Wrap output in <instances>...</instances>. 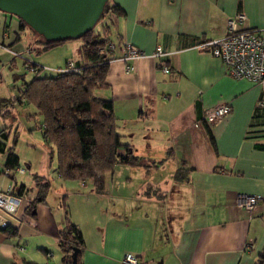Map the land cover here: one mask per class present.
Here are the masks:
<instances>
[{
  "label": "crops",
  "instance_id": "obj_1",
  "mask_svg": "<svg viewBox=\"0 0 264 264\" xmlns=\"http://www.w3.org/2000/svg\"><path fill=\"white\" fill-rule=\"evenodd\" d=\"M109 2L124 10L109 19V36L120 45L111 53L107 87L95 94L113 101L121 138L141 162L116 165L106 175L105 191L96 193L90 181L66 180L57 173L53 150L42 133L37 146L51 150L50 155L37 169L26 161L19 173L15 119L20 112L12 108L30 104L18 96L0 97V131L6 128L7 135L1 143L18 156L13 167L7 151H0V190L11 186L23 198L8 228L16 234L0 230V264H64L60 232L70 223L83 236L72 264H121L126 253L136 255L140 264H262L264 199L248 211L237 205V196H264V137L257 133L264 118L256 110L264 83L231 76L208 46L198 45L220 37L227 17L238 12L246 15L243 27L264 28V0ZM20 25L18 17L0 11V57L8 53L6 46L40 66L62 67L79 59L81 44L74 46V58L72 41L41 52L39 34ZM123 43L145 54L130 72L117 58ZM157 46L166 55L152 57ZM56 56L58 65L47 62ZM15 61L12 57L11 67ZM41 74L52 75L45 70ZM223 102L231 104L230 113L216 124L203 123L204 111ZM6 166L10 169L5 172ZM28 170L30 177L17 179L16 173L26 175ZM36 176L48 182L49 190L31 208L38 193ZM90 201L100 212H93Z\"/></svg>",
  "mask_w": 264,
  "mask_h": 264
},
{
  "label": "trees",
  "instance_id": "obj_2",
  "mask_svg": "<svg viewBox=\"0 0 264 264\" xmlns=\"http://www.w3.org/2000/svg\"><path fill=\"white\" fill-rule=\"evenodd\" d=\"M122 14L124 10L120 5L108 1L97 24L80 38L46 41L39 35L41 52L49 51L67 41L80 40L79 59L75 60L80 72L53 71L52 75L41 76L44 69L36 65L38 72L33 73L31 79H25L22 74L15 75V80L21 79L23 82L17 100L34 106L42 117L40 127L43 128L45 141L55 153L57 173L66 180L90 181L96 193L105 191L106 175L112 173L116 165L134 166L141 162V158L134 155L121 138L113 101L99 98L95 94L96 89L107 87L105 76L108 63L113 59L111 53L115 50H101L113 41L109 36V19ZM20 26L31 29L22 20ZM256 110L264 118V111L258 106ZM5 130L6 128L0 131V144L1 139L7 136ZM251 133L249 130L248 135ZM257 133L264 137V126ZM4 146L5 144L0 146V151H7L8 162L16 167L17 154L12 147L7 150ZM120 149L124 152H119ZM9 169L6 166L5 172ZM42 180L43 178L35 177L38 193L31 202V208L37 202L44 201L49 190L48 182H41ZM23 188L22 185L21 189ZM8 228L2 231L8 235L16 234V229ZM59 244L64 264H72L73 257L77 255L76 250L83 244L79 228L70 223L60 232ZM261 257L263 264L264 256Z\"/></svg>",
  "mask_w": 264,
  "mask_h": 264
},
{
  "label": "built area",
  "instance_id": "obj_3",
  "mask_svg": "<svg viewBox=\"0 0 264 264\" xmlns=\"http://www.w3.org/2000/svg\"><path fill=\"white\" fill-rule=\"evenodd\" d=\"M246 21V15L243 12H238L233 16H229L225 22L224 33L217 38L209 39L201 42L198 46H208L211 54L221 59L225 70L228 74L235 78H246L256 84L263 85L264 83V28H246L243 23ZM117 48V43L109 42L101 50H114ZM3 49L10 52L14 56H19L26 61L27 68L32 70V73H37L36 64L33 60L27 58L24 54L12 50L9 47L3 46ZM122 53L117 57L123 62L125 71L134 70L135 60L145 56L144 52L138 47L129 44H121ZM166 55V52L160 46H157L153 54L154 58H160ZM36 64V65H35ZM47 67L42 66V69ZM164 72H169L167 65H163ZM53 71H77L80 68L75 64V61L69 60L65 66ZM256 106L264 111V95L261 96ZM231 111V104L218 103L204 111L203 121L208 125H213L224 119ZM25 168L19 167L17 172L22 173ZM264 199V196L258 194H240L237 196V205L251 211L254 207ZM23 203V198L14 193L11 186L4 190H0V230L14 225V220L17 217ZM121 264H139L138 258L133 253H126L121 260Z\"/></svg>",
  "mask_w": 264,
  "mask_h": 264
},
{
  "label": "water",
  "instance_id": "obj_4",
  "mask_svg": "<svg viewBox=\"0 0 264 264\" xmlns=\"http://www.w3.org/2000/svg\"><path fill=\"white\" fill-rule=\"evenodd\" d=\"M108 1L0 0V11L18 17L46 41H61L93 29Z\"/></svg>",
  "mask_w": 264,
  "mask_h": 264
},
{
  "label": "rangeland",
  "instance_id": "obj_5",
  "mask_svg": "<svg viewBox=\"0 0 264 264\" xmlns=\"http://www.w3.org/2000/svg\"><path fill=\"white\" fill-rule=\"evenodd\" d=\"M72 42H75V43H73V46L70 45L71 46L70 47L71 48L70 54L74 58V57H77V51L74 49V46L80 45L81 41L80 40H72ZM55 50H57V51H54V52H59V49H55ZM32 55L36 59L39 58V56L36 55V53H32ZM12 57L16 58V61H15V64L11 67L10 61L12 60ZM0 60H1L0 61V97L11 98V97L19 96V94H20L19 86L21 84V79L15 80L13 74L14 73L22 74L25 76L26 79H31L33 77L32 70L30 68H27L28 66L26 65V61L24 59H22L19 56H14L10 52H8L4 56L0 57ZM47 62L51 63V65H55L58 63V57L56 56L54 58H51ZM23 63H24L25 68L23 66ZM42 66L47 67L44 70L46 72H50V73L53 72V71H50V69L58 68L57 66H55V67H50V66H45V65H42ZM42 75H45V74H41V76ZM12 109L14 110L15 114H16V110H18L20 112V114L18 116L16 114L15 126L17 125L18 133H19L16 148H17V152L21 156V166L26 169V161L29 160L31 163H33V169H37L39 167V164L43 163L44 157H47V155L49 156L50 155L49 152L51 151L48 148L47 149L45 148V151L43 152V149L40 146H37V144H40V143L42 144V142H43L42 141L43 139H42L41 128L39 127V125L41 123V115L37 113L36 108L32 105H26L25 107H20V106L16 105V108L13 107ZM26 113L33 114L35 116V118H31V119L27 120L25 118V116H23ZM6 122H11V120L6 121ZM46 145H47V147L49 146L51 149L50 145H48V144H46ZM55 165H56V158H55V153H54V155H53V167ZM33 169H31V173H32V171H33V173L35 172V170H33ZM28 172L30 173V170L27 171L26 175H20V174L16 173L17 179L28 178V176L30 177ZM71 199H73V197ZM77 201L75 203L76 207H74L75 212H78V210H79L78 208H80V203ZM83 203L84 202L82 201V204ZM89 204H92L93 210L95 208V210L93 212H95V211L100 212V210H99V209H101L100 206H97V204L94 205L92 203V201H90ZM101 205H102V203H101ZM77 206H79V207H77Z\"/></svg>",
  "mask_w": 264,
  "mask_h": 264
}]
</instances>
